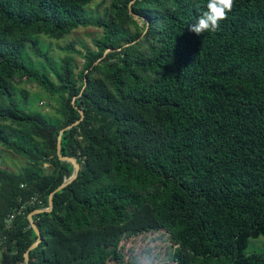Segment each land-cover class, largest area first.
<instances>
[{
  "label": "trees",
  "instance_id": "obj_1",
  "mask_svg": "<svg viewBox=\"0 0 264 264\" xmlns=\"http://www.w3.org/2000/svg\"><path fill=\"white\" fill-rule=\"evenodd\" d=\"M94 1L0 0V148L26 163L0 168V264H25L28 215L73 173L56 144L78 110L60 153L81 168L33 216L29 264H116L123 241L151 231L170 236L173 264H264L244 253L264 237V0H234L199 37L188 28L208 0H108L100 16ZM88 27L102 31L93 49L69 48L80 72L42 51L39 36ZM25 81L54 100L53 119L19 107Z\"/></svg>",
  "mask_w": 264,
  "mask_h": 264
},
{
  "label": "rangeland",
  "instance_id": "obj_2",
  "mask_svg": "<svg viewBox=\"0 0 264 264\" xmlns=\"http://www.w3.org/2000/svg\"><path fill=\"white\" fill-rule=\"evenodd\" d=\"M109 6L108 0H95L88 7V12L93 16H100ZM141 25L140 21H138ZM100 28H78L67 37L60 40H52L42 35L39 36L42 51L54 66H58L62 58L72 57L76 64V72H80L84 61L69 48L84 54L85 50L93 49V40L100 37ZM26 61L31 68L38 66V58L27 50ZM27 93V102H20V91ZM14 99L19 103V107L27 111L43 113L49 119L55 117L56 103L45 94L35 83L25 81L16 84L13 94ZM24 160L6 152L0 148V168L12 172H19L23 169ZM47 169H50L46 166ZM174 247L170 236L165 231H151L127 239L121 243L123 258L116 264H173L172 252ZM245 254H264V237L250 238Z\"/></svg>",
  "mask_w": 264,
  "mask_h": 264
},
{
  "label": "water",
  "instance_id": "obj_3",
  "mask_svg": "<svg viewBox=\"0 0 264 264\" xmlns=\"http://www.w3.org/2000/svg\"><path fill=\"white\" fill-rule=\"evenodd\" d=\"M131 15H134L131 11L129 12ZM125 46H128V45H125ZM109 50H106L105 53H107ZM74 100V99H73ZM73 103V101H72ZM78 113L80 115V119L76 122H74L72 125H69L65 128H63L62 130H60L59 132V135L57 137V144H56V154H57V157L60 161L62 162H67V163H70L72 166H73V173L71 174V176L68 178V179H65L62 184L60 186H58L49 196L48 198V207L47 208H44V209H38V210H34L33 212H31L29 215H28V221H29V224L30 226L32 227L35 235L37 236V239L36 241L26 250V252L23 254V258H24V261H25V264H29V258H28V254L31 250L35 249L39 243L41 242V239H40V232L36 226V224L34 223L33 221V216L37 215V214H42V213H50L52 211V208H53V202H52V196L54 193L62 190L63 188H65L66 186H68L70 183H72L77 175H78V172L80 170V165L79 163L77 162V160L75 158H72V157H64L61 155L60 151H61V135L63 134V132L71 129V127L77 125L80 121H82L83 117H84V114L81 110H78Z\"/></svg>",
  "mask_w": 264,
  "mask_h": 264
},
{
  "label": "clouds",
  "instance_id": "obj_4",
  "mask_svg": "<svg viewBox=\"0 0 264 264\" xmlns=\"http://www.w3.org/2000/svg\"><path fill=\"white\" fill-rule=\"evenodd\" d=\"M233 7L234 0H208L206 10L198 16L196 22L191 24L188 30L198 37L205 32L217 31Z\"/></svg>",
  "mask_w": 264,
  "mask_h": 264
},
{
  "label": "built area",
  "instance_id": "obj_5",
  "mask_svg": "<svg viewBox=\"0 0 264 264\" xmlns=\"http://www.w3.org/2000/svg\"><path fill=\"white\" fill-rule=\"evenodd\" d=\"M27 204H34V199L32 198L31 200H29L27 202ZM20 214H21V210H19L17 212L15 211V212L10 213V214L7 215V217L4 220V227H5L6 230H10L12 228L14 220ZM1 244H2V241L0 240V245Z\"/></svg>",
  "mask_w": 264,
  "mask_h": 264
}]
</instances>
